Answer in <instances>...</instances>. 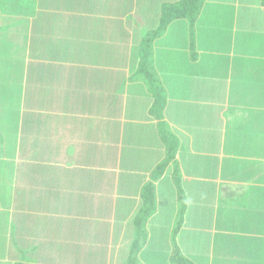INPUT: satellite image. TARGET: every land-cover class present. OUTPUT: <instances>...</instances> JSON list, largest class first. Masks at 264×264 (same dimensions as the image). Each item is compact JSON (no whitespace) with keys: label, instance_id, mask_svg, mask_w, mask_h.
Instances as JSON below:
<instances>
[{"label":"crops","instance_id":"crops-1","mask_svg":"<svg viewBox=\"0 0 264 264\" xmlns=\"http://www.w3.org/2000/svg\"><path fill=\"white\" fill-rule=\"evenodd\" d=\"M175 1L38 0L44 15L11 19L0 0L1 161L11 122L38 112V194L0 204V264H132L147 184L137 262L264 264V0H207L193 43L188 20L168 24L156 108L133 75Z\"/></svg>","mask_w":264,"mask_h":264},{"label":"rangeland","instance_id":"rangeland-1","mask_svg":"<svg viewBox=\"0 0 264 264\" xmlns=\"http://www.w3.org/2000/svg\"><path fill=\"white\" fill-rule=\"evenodd\" d=\"M37 1L38 0H11V10L9 11L12 13V16L10 15L11 13L8 12H5V15H9L8 18L11 19L21 14H24L26 16L29 15V13L32 14V10L37 6L36 10L39 15L42 16L44 15V13H46V10L43 6L37 5ZM15 45H17L18 49L16 50V52L21 51L19 46L23 47V45L19 43ZM12 52L15 51L12 50ZM21 77L22 74H20L19 78L21 79ZM14 105L15 104H12V106ZM24 120L28 121V124L26 126L23 125L22 121H20L19 123L14 122V125L13 122H11V124L15 127H12L11 125V128L8 129L9 131L7 133V147L10 149L12 145L14 146V144H19L16 147L17 152L12 151L9 153V151H7L8 154H10L11 160L7 159L5 161L1 160L6 158L4 156L7 153L2 154L0 152V204L6 203L4 202L6 198H8L7 202H10V197L12 195H16L12 199V203L19 204L22 201L23 193L29 191L32 195L38 194V112L26 113ZM1 135L2 131L0 130V138ZM8 140L12 141V143H9ZM8 161H11L10 165ZM21 162H23V164L25 163V168L22 167L23 165H21ZM36 205H38L37 198ZM5 211L6 212L4 213V215L8 217V209H5ZM22 211H24V213H22L23 216L31 217L27 219L29 220L27 222L28 228H26L25 230L32 231V226L38 227V219L36 220L34 215L26 213L33 210L24 209ZM0 241L3 245L6 242V238L3 232H0ZM0 251V262H5L6 258H11V256H7L8 254L5 249H0ZM91 253L92 255H95L94 258L99 257V251H93ZM27 258H32L33 261H37L38 263V251H35V254H33L32 257L27 256Z\"/></svg>","mask_w":264,"mask_h":264},{"label":"trees","instance_id":"trees-1","mask_svg":"<svg viewBox=\"0 0 264 264\" xmlns=\"http://www.w3.org/2000/svg\"><path fill=\"white\" fill-rule=\"evenodd\" d=\"M207 0H178L172 3H166L162 6L161 9V17L160 22L157 27L152 32L147 33L141 42V48L138 53V68L136 73L133 75V79H140L148 82L150 91L153 95L154 105L156 108H161L163 105V98H164V91L161 89L160 82L158 80L157 74L154 72L153 65L156 64L155 57L152 50V44L156 37H160L163 33L164 29L167 27L168 24L173 22L178 18H184L189 22V28L191 32V40L193 43V35H194V22L198 18L200 14L201 8ZM193 47V46H192ZM155 108V109H156ZM174 147L171 146L169 148V152H173ZM153 185L147 184L144 187L142 198H143V205L140 209L138 215L135 218L136 224V242H134L133 247L131 249V263L132 264H140L137 262V253L140 249L138 244V240L142 239L143 233V226L141 225L145 219H147L150 214L153 212L154 204L153 200H151L150 192ZM150 197V198H149ZM181 259L179 257L178 252L173 255V263L174 264H190L189 262H181L177 263L176 259ZM184 260V259H183Z\"/></svg>","mask_w":264,"mask_h":264}]
</instances>
